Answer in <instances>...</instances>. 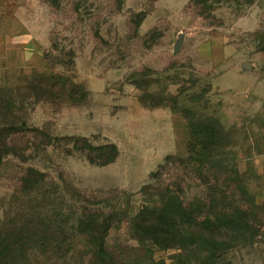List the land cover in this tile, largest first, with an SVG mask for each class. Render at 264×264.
<instances>
[{"label":"rangeland","instance_id":"rangeland-1","mask_svg":"<svg viewBox=\"0 0 264 264\" xmlns=\"http://www.w3.org/2000/svg\"><path fill=\"white\" fill-rule=\"evenodd\" d=\"M213 132L264 204V0H0V264H95L100 237L122 264H202L132 225ZM255 231L212 264H264Z\"/></svg>","mask_w":264,"mask_h":264},{"label":"trees","instance_id":"trees-1","mask_svg":"<svg viewBox=\"0 0 264 264\" xmlns=\"http://www.w3.org/2000/svg\"><path fill=\"white\" fill-rule=\"evenodd\" d=\"M220 135L222 132L200 135L185 157H167L158 167L160 177L172 167L173 181L156 187L161 189L155 195L157 205L147 201L134 218L132 226L140 241L143 238L160 248L196 251L195 259L212 264L231 244L247 241L256 228L264 229V204L246 192V170L239 168L240 161L234 157L226 160L227 155L219 151ZM8 244L10 241L0 237V258L12 250L8 252ZM91 253L95 264H122L104 238L96 240Z\"/></svg>","mask_w":264,"mask_h":264}]
</instances>
